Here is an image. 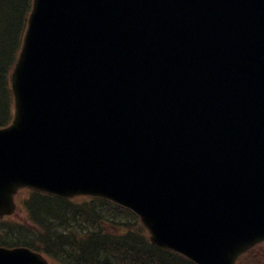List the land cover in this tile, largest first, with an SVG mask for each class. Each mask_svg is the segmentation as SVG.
Instances as JSON below:
<instances>
[{
    "label": "water",
    "instance_id": "1",
    "mask_svg": "<svg viewBox=\"0 0 264 264\" xmlns=\"http://www.w3.org/2000/svg\"><path fill=\"white\" fill-rule=\"evenodd\" d=\"M11 91L0 218L30 188L112 201L195 264L264 241V0H34Z\"/></svg>",
    "mask_w": 264,
    "mask_h": 264
},
{
    "label": "trees",
    "instance_id": "2",
    "mask_svg": "<svg viewBox=\"0 0 264 264\" xmlns=\"http://www.w3.org/2000/svg\"><path fill=\"white\" fill-rule=\"evenodd\" d=\"M30 5L31 0H0V127L12 117L9 74ZM28 210L32 228L17 225L10 240L11 228L2 223L6 237L0 236V245L14 241L43 253L53 264H193L151 245L132 213L106 201H65L34 193ZM254 253L245 256L252 260Z\"/></svg>",
    "mask_w": 264,
    "mask_h": 264
},
{
    "label": "rangeland",
    "instance_id": "3",
    "mask_svg": "<svg viewBox=\"0 0 264 264\" xmlns=\"http://www.w3.org/2000/svg\"><path fill=\"white\" fill-rule=\"evenodd\" d=\"M17 57L18 56H16V58ZM27 196H28V192L27 191H21L20 194L17 196V206H18V208H17L16 214L13 216V219L14 220H19L18 222H20V225H25L27 227H31V225L29 224V220L30 219L28 220V218H27V215H28L27 214V210H26V208L24 207V205L22 203V202H24L23 199L26 198ZM20 201H21L22 204L20 203ZM2 234H4V233H2ZM13 235H14V233L7 234V238L12 240V239H14ZM5 237H6V235H5ZM257 255L259 256V257H257V259L260 260L259 264H264V247H262L259 250Z\"/></svg>",
    "mask_w": 264,
    "mask_h": 264
}]
</instances>
